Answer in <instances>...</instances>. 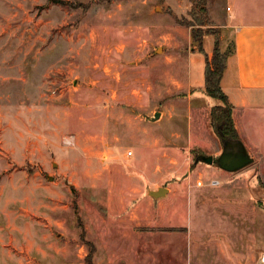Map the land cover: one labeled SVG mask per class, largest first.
<instances>
[{
  "label": "rangeland",
  "instance_id": "1",
  "mask_svg": "<svg viewBox=\"0 0 264 264\" xmlns=\"http://www.w3.org/2000/svg\"><path fill=\"white\" fill-rule=\"evenodd\" d=\"M229 1L209 15L233 53ZM193 7L0 0V264H264V149L197 162L223 142L220 101L185 86Z\"/></svg>",
  "mask_w": 264,
  "mask_h": 264
},
{
  "label": "crops",
  "instance_id": "2",
  "mask_svg": "<svg viewBox=\"0 0 264 264\" xmlns=\"http://www.w3.org/2000/svg\"><path fill=\"white\" fill-rule=\"evenodd\" d=\"M229 2L233 6L238 5V0ZM252 4L245 0L239 10L237 6H230L232 13L225 26L233 30L234 52L228 57L222 88L234 105L233 118L246 147L252 149L258 143L264 149V8L252 9ZM204 46L206 52L212 55L215 40L213 50L207 49L205 42ZM188 57L185 86L196 87L208 96L205 86L206 56L192 50ZM164 206L160 203L161 211L166 209L167 206ZM171 222L172 225L180 223ZM179 256L182 254L172 253V257Z\"/></svg>",
  "mask_w": 264,
  "mask_h": 264
},
{
  "label": "trees",
  "instance_id": "3",
  "mask_svg": "<svg viewBox=\"0 0 264 264\" xmlns=\"http://www.w3.org/2000/svg\"><path fill=\"white\" fill-rule=\"evenodd\" d=\"M190 2L194 4L190 11L192 22L181 21L180 24L192 28V38L197 44V50L206 56V93L221 103L212 108V121L217 126L221 138L240 139L233 118L234 105L222 88V79L227 69L231 51H223L221 48L220 30L215 28L209 15L211 0H190ZM206 27L211 28V31L206 30ZM210 34L215 36V48L212 55H209L204 47V38Z\"/></svg>",
  "mask_w": 264,
  "mask_h": 264
},
{
  "label": "water",
  "instance_id": "4",
  "mask_svg": "<svg viewBox=\"0 0 264 264\" xmlns=\"http://www.w3.org/2000/svg\"><path fill=\"white\" fill-rule=\"evenodd\" d=\"M162 113L157 112L154 115V118L160 119ZM223 150L218 157L210 156H201L197 159V162L201 159L209 164H216L223 170L228 172H237L245 167L254 163L255 159L251 156L248 148L246 147L243 140L232 139V138H222ZM49 179H53L51 176ZM169 192L167 187H160L157 190H151L150 195L156 199L161 198Z\"/></svg>",
  "mask_w": 264,
  "mask_h": 264
},
{
  "label": "built area",
  "instance_id": "5",
  "mask_svg": "<svg viewBox=\"0 0 264 264\" xmlns=\"http://www.w3.org/2000/svg\"><path fill=\"white\" fill-rule=\"evenodd\" d=\"M133 155V151H129L128 152V157H130V156H132ZM215 184H216V182H215Z\"/></svg>",
  "mask_w": 264,
  "mask_h": 264
}]
</instances>
